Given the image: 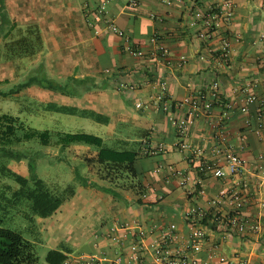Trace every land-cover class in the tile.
Wrapping results in <instances>:
<instances>
[{
    "label": "crops",
    "instance_id": "crops-1",
    "mask_svg": "<svg viewBox=\"0 0 264 264\" xmlns=\"http://www.w3.org/2000/svg\"><path fill=\"white\" fill-rule=\"evenodd\" d=\"M128 1L0 0V53L6 52L7 58L32 53L29 64L18 67L31 71L33 75L27 81L34 83L19 89L20 83L13 92L24 90L48 102H53L55 95L61 105L79 108L71 103L73 99L67 95L65 85L51 79L56 88H47L46 80L41 83L39 75L46 74L47 68L52 74L66 75L68 80L105 75L106 83L98 88L116 92L118 119H113L116 110L106 107L104 96L97 90L86 94L91 100L88 107L96 106L102 110L99 113L109 117L104 123L106 138L136 142L139 147L142 179L130 185L138 196L127 197L124 204L111 203L110 216L93 222L85 223L83 216L76 215L78 223L66 233L61 232L49 249L69 250L65 264H88L91 256L103 260L96 264H118L113 261L118 254L123 256L122 264H137L130 259L132 234L141 226L149 232L144 253L146 264H150L153 238L162 230L151 226L165 228L176 222L186 230L185 212L191 205L201 204L209 211L204 223L205 251L224 254L231 264H264V106L257 101L248 113L239 108L242 85L247 81H253L254 91L264 96V0H138L136 6H129ZM227 1L233 5L230 16L225 14ZM103 4L107 17L124 30L130 42L96 18ZM206 30L209 32L202 35ZM162 45L168 51L166 60L158 55ZM130 47L144 51V55L134 54ZM182 56L187 61L180 64ZM11 66L15 69L12 62L4 67L8 71ZM8 80L0 74V82ZM215 81L219 89L212 112L201 113L193 122L187 141L201 148V167L206 166L220 157L215 150L219 146L215 130H222L227 146L243 158L244 169L239 175L219 178L207 168L201 170L200 184L184 187L174 171L194 174L195 166L188 161L189 149L182 151L174 146L177 130L159 98L160 85L166 83L172 97L171 110L180 117L186 108L178 103ZM235 101L233 107L228 106ZM28 111L31 117L40 116V110L34 107L28 106ZM160 145L165 149L153 154L145 152L146 146ZM235 186L246 193L242 214L259 224L255 231H226L213 220L214 213L225 214L231 209L218 196L220 190ZM82 199L97 214L113 202L104 194ZM113 225L124 227L119 230L120 242L111 240ZM66 236L75 248L63 244Z\"/></svg>",
    "mask_w": 264,
    "mask_h": 264
},
{
    "label": "rangeland",
    "instance_id": "rangeland-1",
    "mask_svg": "<svg viewBox=\"0 0 264 264\" xmlns=\"http://www.w3.org/2000/svg\"><path fill=\"white\" fill-rule=\"evenodd\" d=\"M7 55L8 54L6 52L0 53V63H2L0 64V74L3 73V77L6 76V78L8 77L9 79L8 81L0 82V114L9 113L19 115L21 120H23L25 127L31 126L40 130L47 128L51 129L53 130V139H57L59 137L58 133L54 131L60 129H63V132L84 131L102 135L105 137L106 142L109 145H112L114 140L106 138V135L103 132L104 123L98 122L92 116L82 117L79 113V110L84 108H89L95 112L102 111L96 106H93V108H91L92 106L88 107L91 100L86 97V94L89 91L97 90L99 91V94L104 96L105 99L103 100V103L106 107L114 108L116 110V114L113 116V119H118L119 114L117 112L120 110L118 108L119 106L114 102L116 101V92L112 90V88H109L106 91H101L99 90L100 88H98L99 85L102 86L106 83L105 75L98 74V76H88L85 79L80 78V80L83 81L75 78L68 80L66 75L58 73L52 74L49 68H47L46 74L39 75L42 80L41 83L49 78L60 83L62 86L65 85L67 95L70 100H74L70 102L79 106V114L50 110L47 108L50 104L48 101H43L41 98L30 96L24 90H20L18 94L13 92L20 83L27 81L29 76L33 75L31 71H22L19 70L18 67V64L21 63L29 64L32 53H17L14 58H7ZM8 62H12L15 69L11 66L10 70L7 71L4 66L7 65ZM54 63L56 62L54 61ZM75 93H78L79 95H76ZM82 95H84V99H80V96ZM107 97L109 98L107 99ZM51 99L53 101L52 103H62L55 95H53ZM83 100L85 102H83ZM12 101L13 106L11 105ZM28 106L40 110V116L31 117L29 114L30 112L28 111ZM100 109H102V107H100ZM61 117L66 119H61ZM130 126L133 128V125ZM28 144H32L34 146L30 153L29 149L26 148ZM16 148L25 150L28 153L29 159H35L36 171L40 178L46 181L56 182L63 188L69 184L76 188V193L63 203L55 214L47 218L37 217V224L39 225L41 231L40 238L42 240V242L38 245L40 264H46V253L49 247L56 243L60 233L63 231L66 233L69 227L75 226L78 223L76 221V215H79L80 217L83 216L82 219L83 221L85 220V223L93 222L96 221V219L110 216L109 213L113 212V209L110 207L111 203L117 202L124 204L127 197L136 198L138 196L130 185L133 182L137 183L139 178L128 177L125 175L122 178H115L113 181L105 180L97 176L96 173L91 170L90 163L84 160V157L86 153H89L88 150H96V147L93 145L74 143L70 150H65L60 149L56 144H54V146H47L36 138L29 142L26 141L24 144L17 146ZM8 165L17 172L27 176L29 174L26 159L22 162L12 160ZM1 183L11 185V189L13 190L19 187V183L10 176H2ZM101 194L111 196L113 198V202H108L107 205L101 209V212L97 214L94 211V208H90L89 204L87 205L85 202L86 200L82 198H88L90 196L98 197ZM27 225V220L21 215H13L7 219L3 226L22 230L27 237H30L29 231L25 229ZM61 239H63V237H61ZM63 240V244L75 248V243L67 239V236Z\"/></svg>",
    "mask_w": 264,
    "mask_h": 264
},
{
    "label": "trees",
    "instance_id": "trees-1",
    "mask_svg": "<svg viewBox=\"0 0 264 264\" xmlns=\"http://www.w3.org/2000/svg\"><path fill=\"white\" fill-rule=\"evenodd\" d=\"M32 83L34 80L22 83L19 89ZM46 87L55 89L56 84L47 78ZM47 108L72 114L78 113L79 110L75 106L52 102ZM79 113L84 117L92 116L101 123L109 121L108 116L93 110L81 109ZM23 123L19 115L0 114V264H40L38 245L42 240L37 217L52 216L76 193L73 185L69 184L63 188L56 182L40 178L36 171L35 159H29L28 153L21 148L17 149V146L36 138L47 146L56 144L60 149L65 150L74 143L93 145L96 147L95 153H86L84 160L90 163L91 170L97 176L112 181L125 175L140 178V182L142 179L139 169V147L136 146L138 144L136 142L115 140L109 145L102 136L94 133L60 130L54 131L59 137L53 139V130L25 127ZM33 147L32 144L27 145L29 153ZM24 159L27 160L28 176L8 165L12 160L22 162ZM1 175L12 177L19 183V187L13 190L11 185L1 183ZM135 186L139 188V184ZM13 215H21L27 220L28 225L25 229L29 231L30 237H27L22 230L3 226ZM208 216L202 220L203 223H206ZM68 253L69 250L63 247L52 248L47 251L45 259L47 264H65L69 257Z\"/></svg>",
    "mask_w": 264,
    "mask_h": 264
},
{
    "label": "built area",
    "instance_id": "built-area-1",
    "mask_svg": "<svg viewBox=\"0 0 264 264\" xmlns=\"http://www.w3.org/2000/svg\"><path fill=\"white\" fill-rule=\"evenodd\" d=\"M138 0H129V6H136ZM107 8L103 4L98 8L96 18L104 20L107 28L126 38L129 41V37L126 35L123 29H121L113 20L107 17ZM233 13V5L231 1H227L225 6V14L230 16ZM208 28L211 29V23H208ZM208 30L204 31L202 35H205ZM130 42V41H129ZM130 50L137 55H144V51L139 49ZM161 60L168 58V51L165 46H160L158 50ZM187 60L185 56L180 58V64L185 63ZM161 89L159 92V98L165 110L169 111V120L171 124L177 130V136L174 142V146L182 151L190 150L188 161L192 163L194 167V174L184 171H174L179 175V183L181 186L196 187L201 183V170L212 169L215 176L223 178L227 175H239L244 169V160L239 153L234 152L226 144V136L222 130H215V138L218 141V145L215 147L216 153L219 154V158L212 163H208L206 166L201 167V148L193 147L187 141V135L191 129L193 122L201 116V113L210 114L213 109L214 102L218 98V82H213L210 86L200 89L193 94L186 95L179 106H185L186 112L184 116H176L172 112L171 108L173 104L171 94L169 93L166 83L161 82ZM255 83L253 81H247L242 85V103L239 108L242 112H250L251 104L259 102L261 106H264V96H259L254 91ZM235 102H229L228 106L233 107ZM140 105V104H139ZM216 126V125H215ZM217 127V126H216ZM223 145V146H222ZM164 150V146L155 148L153 146H146L145 152L147 154L157 153L158 150ZM206 171V170H205ZM220 198L224 199L230 206L228 213H214L213 220L226 231L236 230L238 232H246L250 230H257L259 224L246 219L242 210L246 203V193L242 187L223 188L220 190ZM209 215V211L205 209L201 204H193L185 212L186 230L180 229L176 222L170 223L167 227H162L158 224H153L151 228L153 230L162 229L160 235L153 238L151 256L152 261L150 264H231V260L224 254H218L215 251H205L204 245L207 238V231L202 220ZM123 226L113 225L111 227V240L114 242H120L121 235L119 230L123 229ZM149 233V232H148ZM147 232L142 230L141 226H138V231L133 233L134 241L131 244V260L137 264H146L144 251L148 249L145 246V240L148 237ZM136 236V237H135ZM105 260H108L105 258ZM103 261L97 257L91 256L88 258V264H96ZM118 264L124 262L122 254H118L113 260ZM105 264V262L103 263Z\"/></svg>",
    "mask_w": 264,
    "mask_h": 264
}]
</instances>
